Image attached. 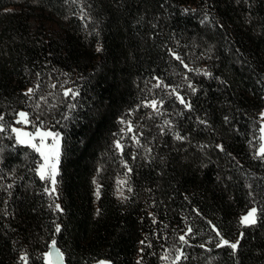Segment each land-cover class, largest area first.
<instances>
[{
	"label": "trees",
	"instance_id": "obj_1",
	"mask_svg": "<svg viewBox=\"0 0 264 264\" xmlns=\"http://www.w3.org/2000/svg\"><path fill=\"white\" fill-rule=\"evenodd\" d=\"M263 108L264 0H0V264H264ZM20 111L62 137L56 195Z\"/></svg>",
	"mask_w": 264,
	"mask_h": 264
},
{
	"label": "snow or ice",
	"instance_id": "obj_2",
	"mask_svg": "<svg viewBox=\"0 0 264 264\" xmlns=\"http://www.w3.org/2000/svg\"><path fill=\"white\" fill-rule=\"evenodd\" d=\"M83 18V17H82ZM101 49H97V51H100ZM175 55V54H173ZM177 60H180L181 58L179 56L175 57ZM183 63V61H181ZM185 68H187V65H184ZM206 76H211L212 74L209 72L204 73ZM162 83V82H161ZM161 83H158L156 86L160 87ZM54 87V86H53ZM189 87H192L189 85ZM175 91V90H173ZM192 91L195 92L196 89L192 88ZM32 89L28 90V93H25V95L31 94ZM71 93V90H68L65 92V95H69ZM73 97L77 93H71ZM178 95V94H177ZM178 99L180 100L181 104H184V106L188 109H191V103L186 102L182 96L178 95ZM149 107L156 109L158 111V102L152 101ZM19 119L16 121V123H23V124H32L35 128L34 132H26L22 131L18 128H13L12 131L16 133V139L20 144L27 145L34 149L37 153H39L40 157L43 160V163L39 165L38 173L40 175V178L42 180H48L51 184V189L45 188V191L49 193V195H53L56 193V185H57V176L59 175V164H60V156H61V137L59 133H54L52 131H44L42 130L43 122L39 126H37L33 121L29 119V114L27 112H19L18 113ZM262 118H264V113L261 114ZM227 119V118H226ZM4 120V116L0 115V121ZM165 123H170L169 121H166ZM201 123H204V121H201ZM6 129L3 124H0V132H4ZM260 132L264 133V127L260 128ZM51 139L52 143L49 144L47 141ZM176 139H184L183 137L177 135ZM262 141H264V135L260 137ZM38 141V142H37ZM138 142V141H137ZM116 148L120 149L122 151L123 146L120 144L119 141L116 142ZM217 147L220 148L221 151H223V146L218 145ZM257 158L264 159V143H261L259 146V150L257 153ZM128 171L131 172V168H128ZM121 183H124L123 181ZM131 189H129L130 191ZM54 207L57 210L60 209L59 204H55ZM261 212H264V208L260 209ZM241 223L245 226H251L255 225L257 223V209L252 208L247 215L243 216L241 218ZM213 229L216 231V235L219 237V240L216 244L217 247L223 248L228 247L232 250L233 254L236 252V250L239 248V241L237 242H230L228 239H225L219 230L215 229V226H213ZM56 232L60 231L59 226L57 225L55 228ZM187 233H192V228L189 227L187 229ZM243 234H241V237ZM179 240L187 244L186 236L181 235L179 237ZM141 243H144V241H141ZM203 246V245H202ZM51 249L54 251H49L45 255L47 257V264H62L63 260V253L59 251V249L56 246V241L52 240ZM142 251V250H141ZM184 256V253L182 250H179V253L176 257L177 260H179L181 257ZM53 257H55V261L53 260ZM186 258V257H185ZM22 261H24V264H27L28 262V256L23 255L20 257ZM165 259H167V256H165ZM101 264H104V262H101ZM139 264V261L137 262Z\"/></svg>",
	"mask_w": 264,
	"mask_h": 264
},
{
	"label": "rangeland",
	"instance_id": "obj_3",
	"mask_svg": "<svg viewBox=\"0 0 264 264\" xmlns=\"http://www.w3.org/2000/svg\"><path fill=\"white\" fill-rule=\"evenodd\" d=\"M20 112H25V111H20ZM19 113V112H18ZM262 113H264V108H263V110L261 111V113L259 114V121H260V125H261V127H264V118H262V116H261V114ZM19 119V116H18V114L15 116V124L10 128V131H11V134L16 138V133L15 132H13L12 131V129L13 128H18V129H21L22 131H26V132H34L35 131V128L33 127V125L32 124H23V123H16V121ZM29 119H30V117H29ZM0 124H2V121H0ZM42 130H44V131H52L51 129H47V128H44V127H42ZM52 132H54V131H52ZM55 133V132H54ZM262 135H264V133H261L260 132V137L262 136ZM60 137H61V135H60ZM16 141H17V139H16ZM18 142V141H17ZM38 142V141H37ZM49 144H51L52 143V141H51V139H49L48 141H47ZM19 143V142H18ZM60 143H62V137H61V142ZM261 143H264V141H262L261 139H260V144ZM20 144V143H19ZM260 144H259V146H260ZM21 145H23V144H21ZM24 146H27V145H24ZM29 147V146H28ZM31 148V147H30ZM32 149V148H31ZM34 150V149H33ZM258 150H259V148H258ZM258 150H257V153H258ZM36 152V151H35ZM37 153V152H36ZM38 155H39V153H37ZM39 158H40V163H39V165L41 164V163H43V160H42V158L40 157V155H39ZM60 165V164H59ZM38 168H39V166H38ZM37 173H38V169H37ZM38 175H39V173H38ZM40 176V175H39ZM57 178H58V176H57ZM56 178V179H57ZM45 181H47V183H48V186H49V190L51 189V184H50V182L48 181V180H45ZM57 194V185H56V193H55V195ZM247 215V214H246ZM257 220H258V210H257ZM243 225V224H242ZM243 226H245V225H243ZM246 227V226H245ZM101 262H104V264H111L110 262H108V261H104V260H102V261H98V262H96L95 264H101Z\"/></svg>",
	"mask_w": 264,
	"mask_h": 264
},
{
	"label": "water",
	"instance_id": "obj_4",
	"mask_svg": "<svg viewBox=\"0 0 264 264\" xmlns=\"http://www.w3.org/2000/svg\"><path fill=\"white\" fill-rule=\"evenodd\" d=\"M57 248H58V247H57ZM58 249H59V248H58ZM50 251H54V250L50 248ZM59 251H60V249H59ZM60 252H61V251H60ZM53 260L55 261V257H53ZM62 264H66V263H65V259H64V257H63V260H62Z\"/></svg>",
	"mask_w": 264,
	"mask_h": 264
}]
</instances>
